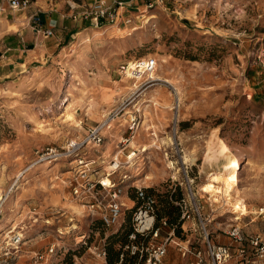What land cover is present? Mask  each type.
I'll use <instances>...</instances> for the list:
<instances>
[{"label": "rangeland", "instance_id": "1", "mask_svg": "<svg viewBox=\"0 0 264 264\" xmlns=\"http://www.w3.org/2000/svg\"><path fill=\"white\" fill-rule=\"evenodd\" d=\"M94 1L80 0L83 6L73 14L82 20L80 30L62 32L56 50L0 75V192L11 190L0 215V257L13 251L12 231H20L13 264H30L34 252L52 244L54 252L32 264H110L93 250L111 244L124 251L118 264H141L139 256L127 259L133 254L129 241L123 243L126 230H133L137 200L124 205L119 223L107 226L72 193L70 180L79 165L41 154L82 139L109 110L120 107L104 141L81 149L96 158L93 176H105L139 107L140 127L118 157L126 161L130 146L138 151L117 178L127 172V183L153 184L160 230L144 242H163L174 227L166 258L169 264H185L192 253L181 248L200 238L199 228L192 215L169 221L166 193L173 194V210L174 199L187 197L192 186L203 211L215 213L208 226L216 242H230L224 229L234 216H253L264 200V0H135L120 11L112 2V13L98 24L93 14L83 13ZM145 56L157 58L152 82L125 72L130 61ZM217 150L238 164L232 198L243 205L224 214L211 210L207 199L208 173L218 167L207 161ZM242 223L249 232L264 225L261 217L246 216Z\"/></svg>", "mask_w": 264, "mask_h": 264}, {"label": "built area", "instance_id": "2", "mask_svg": "<svg viewBox=\"0 0 264 264\" xmlns=\"http://www.w3.org/2000/svg\"><path fill=\"white\" fill-rule=\"evenodd\" d=\"M113 2L117 5V8H113L114 10H119L125 3L124 0H114ZM29 3L30 0H8V6L14 10L22 9ZM1 4L0 0V7L3 6ZM111 7V3L108 4L105 0H95L90 4V11L88 12V9H86L83 13L93 14L92 19L98 24L101 18L112 13ZM31 18L35 22L34 30L36 32L44 36L53 34L52 26H42L43 20L39 12L31 15ZM125 21H130V18ZM127 67L129 68L125 72L131 77L138 79L144 77L150 82L157 79L154 76L157 69V58L155 56L136 58L130 61ZM179 104L177 96L175 107H178ZM121 110L120 107L109 110L100 121L90 128L82 139H72L67 146H63V150L57 147H47L46 152L41 153L42 155L46 153L45 157L49 159L66 157L67 159L69 158L70 163L75 161L79 165L70 180L72 193L88 214L107 226L119 223L125 212L122 196L131 184L127 183L129 178L127 172H124L119 179L117 178V172L126 161L120 160L117 156L118 153H115L110 162V169L106 170L105 176L95 177L93 174L98 172L93 164L96 162V158L82 154L81 149L89 143L100 145L105 138L104 131L112 126V121ZM139 111L140 108L137 107L136 113L129 117L127 124L128 135L121 140L122 150L130 145L131 139L137 134L141 124ZM130 148L132 149H129L127 153V161L132 160L138 151L133 146H130ZM105 177L109 178L108 182ZM10 191L8 190L5 194L0 192V215L2 206L9 197ZM135 194L138 203L132 216L133 230L129 234L130 241L126 246L131 254L140 257L142 264H169L166 258L167 241L172 236L174 227L163 242L150 240L145 243L144 240L149 234L152 237L159 234L160 227L156 225L157 197L142 184L135 185ZM174 202L180 207L181 218H188L192 215L200 232L198 240L191 241L189 239L187 247L181 248L183 254L192 253V256L185 264H264V225L256 231L249 232L245 229V224L242 223V219L246 216L251 221H255L257 217H261L264 221V200L252 212L253 216L249 212L243 214L244 216H234L236 218L230 223V226L224 229L231 238L230 242L214 241L208 225L214 219L213 214L215 213L213 211L210 213L203 211L204 206L201 196L197 195L192 186L189 187L187 197L176 198ZM209 205L211 210H213L210 201ZM162 219L163 223L167 224V218L163 217ZM22 235L20 231H12L13 251H6L0 257V264H13V259L17 256L16 252L20 249ZM138 238H141V240H138ZM54 250L55 246L52 244L46 251L34 252L30 256V264L43 261L47 254L54 252ZM93 252L97 256L104 258L105 261L107 260V250L104 245L95 246ZM123 254L121 253V256Z\"/></svg>", "mask_w": 264, "mask_h": 264}, {"label": "crops", "instance_id": "3", "mask_svg": "<svg viewBox=\"0 0 264 264\" xmlns=\"http://www.w3.org/2000/svg\"><path fill=\"white\" fill-rule=\"evenodd\" d=\"M106 1L112 3L114 0ZM131 1L135 0H125V2ZM68 5H71L70 12L67 11ZM82 6L80 0H30L26 7L14 10L3 0V6L0 7V75H8V70L12 72L19 65L27 64L56 50L61 43L62 32L65 34L78 32L82 20H77V16L73 14L76 7ZM36 12L42 17L43 27H53V34L44 36L34 30L35 22L31 15ZM72 15L73 18H68ZM130 184L134 188L137 185L136 181H131ZM146 187L153 191V184H148ZM122 200L127 207L136 202V194L132 192V188L126 189Z\"/></svg>", "mask_w": 264, "mask_h": 264}, {"label": "bare ground", "instance_id": "4", "mask_svg": "<svg viewBox=\"0 0 264 264\" xmlns=\"http://www.w3.org/2000/svg\"><path fill=\"white\" fill-rule=\"evenodd\" d=\"M178 102L180 103L179 93H178ZM121 152H123L122 148L118 152L117 156H119ZM209 156L210 158L207 162L208 163L217 162L218 167L211 170L208 173L209 175L208 180L212 183V184L210 183L212 185V189L210 190L209 193L210 195L208 196V200L210 201L213 210L216 211L222 210L221 213L219 214H224L226 212H233L234 210L238 209V206H243L241 202L235 200V198H232V193H234L232 191L233 183H235L238 174V170H237L238 164L236 165L229 158L227 153H225L222 150H217V152H210ZM118 158L120 159V157ZM126 162H131V160L127 161L126 159ZM106 179L109 180L108 177H105V180ZM216 195L219 196V200L214 207L213 197Z\"/></svg>", "mask_w": 264, "mask_h": 264}, {"label": "trees", "instance_id": "5", "mask_svg": "<svg viewBox=\"0 0 264 264\" xmlns=\"http://www.w3.org/2000/svg\"><path fill=\"white\" fill-rule=\"evenodd\" d=\"M146 189L148 191H150L149 187H146ZM172 195H173L172 192H169V193H166L165 197L163 198V203H165L164 204V209H165L164 214H166L169 217V221L170 222H176L178 220H182L183 218H181V210H180V208L178 206L174 207L175 209H173V210L170 209L169 205L171 204V202H170L169 199H170V197ZM159 216H162V214H160ZM131 231H132V228H128L126 230V232L124 234V238H123V243L124 244L127 243L128 241H130L129 233H131ZM106 250H107L108 261H109L110 264H113V263H116L117 261H119L121 259V253H124L122 247L115 248L113 246V244H111L108 247H106ZM135 256L136 255H131L130 258H127V259H129L131 261H134L135 260L134 259ZM124 259H125V257H124ZM67 260L68 259H66V261ZM65 264H73V262L70 261V262H67ZM141 264H142V262H141Z\"/></svg>", "mask_w": 264, "mask_h": 264}]
</instances>
